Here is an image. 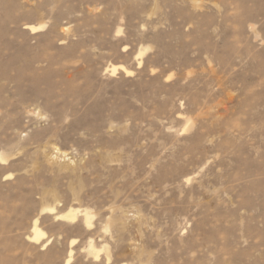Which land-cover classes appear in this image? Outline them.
Listing matches in <instances>:
<instances>
[{
    "label": "rangeland",
    "instance_id": "obj_1",
    "mask_svg": "<svg viewBox=\"0 0 264 264\" xmlns=\"http://www.w3.org/2000/svg\"><path fill=\"white\" fill-rule=\"evenodd\" d=\"M0 264H264V0H0Z\"/></svg>",
    "mask_w": 264,
    "mask_h": 264
},
{
    "label": "bare ground",
    "instance_id": "obj_2",
    "mask_svg": "<svg viewBox=\"0 0 264 264\" xmlns=\"http://www.w3.org/2000/svg\"><path fill=\"white\" fill-rule=\"evenodd\" d=\"M32 29H35V27H32ZM121 69H124L126 72H129L128 70H126V68H124L123 66H119ZM113 69H117V67H113ZM65 217H71L72 215L71 214H64ZM85 221L87 223H89V216L87 214H85ZM44 236V232H42L38 226H37V220H35L34 222V226H33V236L32 238L35 240V241H39L42 237Z\"/></svg>",
    "mask_w": 264,
    "mask_h": 264
}]
</instances>
